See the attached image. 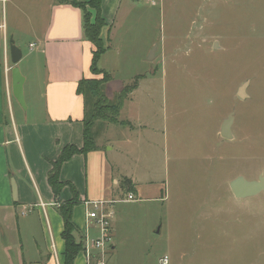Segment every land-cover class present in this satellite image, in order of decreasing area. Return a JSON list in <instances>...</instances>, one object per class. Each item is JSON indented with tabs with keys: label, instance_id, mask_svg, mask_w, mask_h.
<instances>
[{
	"label": "rangeland",
	"instance_id": "obj_1",
	"mask_svg": "<svg viewBox=\"0 0 264 264\" xmlns=\"http://www.w3.org/2000/svg\"><path fill=\"white\" fill-rule=\"evenodd\" d=\"M19 1L20 10L0 2V20L18 31L27 55L50 0ZM116 17L117 46L98 66L112 75L104 92L113 103L140 76L120 113L135 128L97 120L93 133L117 163L120 183L127 175L150 190L133 191L131 200L127 189L115 190L110 264H162L166 256L167 264H264V191L237 198L230 187L240 175L264 174V0H123ZM19 67L29 72L25 61ZM89 99L92 108L95 97ZM230 114L233 137L225 138ZM108 139L117 141V152H108ZM1 216L0 261L7 264L21 257L20 235ZM34 220L42 239L48 220L43 227ZM24 234L26 244L31 236Z\"/></svg>",
	"mask_w": 264,
	"mask_h": 264
},
{
	"label": "crops",
	"instance_id": "obj_2",
	"mask_svg": "<svg viewBox=\"0 0 264 264\" xmlns=\"http://www.w3.org/2000/svg\"><path fill=\"white\" fill-rule=\"evenodd\" d=\"M7 1L0 0L3 4ZM122 1L102 0V15L109 24L103 36L108 40L109 49L117 46L114 24ZM20 2L11 0L19 10ZM42 12L47 23L35 35L36 41L29 43L31 52L26 55L21 49L23 56L18 64L13 63L10 50L11 39L21 47L18 31L10 32L7 26L6 34H0V214L3 221H10L13 226L10 228L19 233L21 250V257L16 261L10 257L7 264H64V221L49 184L48 174L52 162L59 157L66 145L74 144L79 148L84 145V117L88 108L84 97L77 92V87L82 78L93 77V44L84 36L83 13L79 7L65 0H50ZM21 61L27 63L29 71L25 73L21 70L25 76V109L20 106L13 93L12 70ZM147 76L145 73L141 81ZM112 81L113 78L110 82ZM108 88L109 85L107 90ZM127 127L132 130L135 125L132 123ZM96 142L99 149L87 154H74L62 165L60 172L61 179L71 182L77 189L80 203L78 207L82 211H78L75 204L73 220L80 227L85 246L74 264H86V247L101 236L100 227L88 220L87 211L95 201L115 202V190L121 186L120 178L114 176L117 163L102 148L97 137ZM108 144V152H117V141L111 142L108 139ZM82 175L87 181L85 185ZM133 183L134 192L143 194L150 190V185L142 189L136 185L135 180ZM68 187L70 185H65L62 190L65 194L63 198L60 194L62 201H68L73 196L69 197ZM40 202L45 206L39 205ZM33 204L38 205L35 215L34 212L27 211ZM34 217L42 227L46 218L48 220L47 231L45 226L42 239L33 232ZM25 232L31 236V241L27 240L26 244L23 241ZM89 250L95 255V261L102 256L97 247L89 246ZM108 251L105 264H110L109 254L116 251V244L112 240Z\"/></svg>",
	"mask_w": 264,
	"mask_h": 264
},
{
	"label": "trees",
	"instance_id": "obj_3",
	"mask_svg": "<svg viewBox=\"0 0 264 264\" xmlns=\"http://www.w3.org/2000/svg\"><path fill=\"white\" fill-rule=\"evenodd\" d=\"M82 10V27L84 36L93 44V58L91 63V71L93 75L103 74L101 78L85 77L82 78L77 87V92L81 94L87 105V112L84 117V145L79 148L74 144L66 145L59 155V157L52 162V168L48 174L49 184L55 194L58 209L63 217L64 230L62 232L65 240V261L64 264H74L78 254L84 249L85 242L80 236L78 239L75 236L77 226L73 220V209L75 204L79 202L78 191L71 182L63 181L60 177L62 165L71 159L76 153L87 154L89 151L99 149L96 143L93 127L97 120H106L110 123H118L122 125H130L129 121L121 120L120 113L122 107L127 99L130 98L131 93L137 88V81L140 76H137L134 83L126 85L120 92L118 100L113 103L110 102L105 95L104 87L112 80V75L98 66V62L102 55L109 49L108 40L103 36L104 30L109 28L102 15V0H88L81 2L79 0H65ZM90 9L95 11L93 13ZM90 96L95 97L92 108H89L88 100ZM65 185H70L72 190V198L68 201H62L60 194ZM121 187L127 189L129 192L135 191V184L129 177H124L121 181Z\"/></svg>",
	"mask_w": 264,
	"mask_h": 264
},
{
	"label": "water",
	"instance_id": "obj_4",
	"mask_svg": "<svg viewBox=\"0 0 264 264\" xmlns=\"http://www.w3.org/2000/svg\"><path fill=\"white\" fill-rule=\"evenodd\" d=\"M217 45V42H215V46ZM157 46L154 47V49L151 52L150 59L154 58V51ZM11 58L13 63L18 64L23 56V52L20 47H18L14 40L11 39ZM12 78H13V93L16 99L19 101V103L26 108V102H25V95H24V83H25V76L23 75L20 67L16 65L12 70ZM249 82H246L243 84L239 90L238 95L241 98H245L247 96L246 87ZM234 121L233 114H230L227 119L224 120L222 127H221V135L225 138H232L233 132H232V124ZM230 187L232 192L237 198H247L252 197L260 194L262 191H264V174H260L258 179L256 180H250L246 178L243 175H240L230 182ZM15 185H14V193H15Z\"/></svg>",
	"mask_w": 264,
	"mask_h": 264
},
{
	"label": "built area",
	"instance_id": "obj_5",
	"mask_svg": "<svg viewBox=\"0 0 264 264\" xmlns=\"http://www.w3.org/2000/svg\"><path fill=\"white\" fill-rule=\"evenodd\" d=\"M155 3L156 0H151ZM6 22L0 20V34H6ZM34 44H31L33 46ZM133 192H129L128 199H134ZM112 203V202H111ZM110 202L95 201L93 202V207L87 211L88 220L93 221L97 226L100 227L101 236L99 238L91 241L89 246L97 247L101 250L102 256L95 261V255L89 250V246L86 247V264H105V258L108 255V250H110L111 240H112V218L114 216V211L110 207ZM39 205L45 206L43 202ZM33 206L27 209L28 212L32 211ZM168 257L161 259L162 264L168 263Z\"/></svg>",
	"mask_w": 264,
	"mask_h": 264
}]
</instances>
